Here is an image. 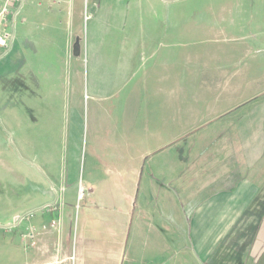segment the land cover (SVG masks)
Listing matches in <instances>:
<instances>
[{"label": "crops", "instance_id": "1", "mask_svg": "<svg viewBox=\"0 0 264 264\" xmlns=\"http://www.w3.org/2000/svg\"><path fill=\"white\" fill-rule=\"evenodd\" d=\"M170 1L22 0L0 63L54 49L61 34L71 132L83 112L100 134L92 149L133 163L110 181L76 186L72 173L21 196L3 224L53 201L62 214L19 220L0 238V264H264V21L247 0L246 13L242 0L187 11ZM78 185L91 193L75 214Z\"/></svg>", "mask_w": 264, "mask_h": 264}, {"label": "rangeland", "instance_id": "2", "mask_svg": "<svg viewBox=\"0 0 264 264\" xmlns=\"http://www.w3.org/2000/svg\"><path fill=\"white\" fill-rule=\"evenodd\" d=\"M217 1L219 0H171L170 6L187 11V6L209 8ZM247 1H249L247 4L254 5V11L259 10V21H264V0ZM228 4L231 3L225 0L221 5ZM247 4H242L244 5L242 11L245 13ZM180 17L182 18L180 22L173 19L174 22L194 21L190 19L193 18L190 14L187 17ZM84 25L81 27L83 36L86 34ZM56 40L58 43L54 49L43 47L27 57L19 54L18 48L16 55L0 63V220H5L6 215L20 205L21 196L22 198L30 196L34 192L33 189L42 191L49 189L48 181L54 184L58 178L67 179L72 173H76L77 181L71 183L76 186L91 179L110 181L117 175L116 170H121L119 168L121 164L126 168L133 163V160L124 157V154L92 149L91 144L95 139L92 135H95L99 142L100 134H95L91 127L87 129L89 121L83 112L81 126H75V134L71 132L73 120L69 109L73 106V100L71 91H66L67 87L70 89L73 87L75 81V75L72 73L73 58L71 54L68 56V52L65 53L66 48L62 43L61 34ZM77 42L79 43L78 40ZM2 58L3 55L0 59ZM63 81L65 85L61 87L60 96L46 93L48 89L63 85ZM80 87H83L82 83L77 84V88ZM77 96L81 98L82 104L83 92ZM62 104L64 106H61ZM125 154L130 155L128 152ZM23 170H26L25 173L28 175L24 179L26 181L21 183L19 177ZM89 170H93L97 175L89 176ZM34 177H41V184L36 179L31 180ZM72 187L74 185L68 188V192ZM89 193L91 192L78 185L75 194L77 200L75 214H78L82 204L80 200ZM58 203L53 201L33 211L37 213L51 210L61 216L62 202ZM8 225L0 221V238L4 237V234L12 236L10 233L12 230L6 228ZM174 241H177L175 237L172 239L173 244Z\"/></svg>", "mask_w": 264, "mask_h": 264}, {"label": "built area", "instance_id": "3", "mask_svg": "<svg viewBox=\"0 0 264 264\" xmlns=\"http://www.w3.org/2000/svg\"><path fill=\"white\" fill-rule=\"evenodd\" d=\"M22 6V0H4L2 8L0 9V24L4 27L3 31L0 33V41H2V43H0V57L8 50L13 40L12 29L16 24V19L20 14ZM35 212L36 211H28L20 214L16 217V220L6 226V228L8 230L15 228L19 220L32 216ZM59 223L58 220H53L50 223V227L56 228Z\"/></svg>", "mask_w": 264, "mask_h": 264}, {"label": "clouds", "instance_id": "4", "mask_svg": "<svg viewBox=\"0 0 264 264\" xmlns=\"http://www.w3.org/2000/svg\"><path fill=\"white\" fill-rule=\"evenodd\" d=\"M0 43H2V41H0Z\"/></svg>", "mask_w": 264, "mask_h": 264}]
</instances>
